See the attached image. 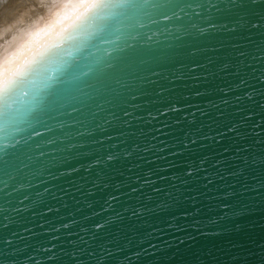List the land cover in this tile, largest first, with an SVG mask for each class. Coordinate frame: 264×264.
<instances>
[{"label":"water","instance_id":"1","mask_svg":"<svg viewBox=\"0 0 264 264\" xmlns=\"http://www.w3.org/2000/svg\"><path fill=\"white\" fill-rule=\"evenodd\" d=\"M122 2L18 81L0 264H264V0Z\"/></svg>","mask_w":264,"mask_h":264},{"label":"bare ground","instance_id":"2","mask_svg":"<svg viewBox=\"0 0 264 264\" xmlns=\"http://www.w3.org/2000/svg\"><path fill=\"white\" fill-rule=\"evenodd\" d=\"M80 2L82 0H0V75L6 57L24 53V60L34 63L38 54L55 41H64L71 28L62 34H51L55 31L51 29L52 21L70 15L72 7Z\"/></svg>","mask_w":264,"mask_h":264},{"label":"snow or ice","instance_id":"3","mask_svg":"<svg viewBox=\"0 0 264 264\" xmlns=\"http://www.w3.org/2000/svg\"><path fill=\"white\" fill-rule=\"evenodd\" d=\"M131 7H133V4L124 3L122 0H82V2L72 7V12L70 15H66L61 19L52 21L51 29H54L55 31L51 34H55V32L62 34L67 32L69 28H80L81 25L87 24L91 19L104 14L106 9H130ZM101 30L104 31L105 29ZM116 30L118 31L119 29ZM117 39H119V36H117ZM24 55V53H18L12 57H6L3 72L2 75H0V96L3 97L4 105V112L2 114L4 118L0 119V133L5 135H7L10 129L19 131L20 123L28 124L30 126L29 117L33 116L37 108H42L50 101V99L55 98V88H53V91L48 93V95L45 97L33 96V103L24 110L19 108L14 109L15 100L17 98L14 95V92L17 90L18 81L22 79L27 67L33 63V60H24ZM78 63L79 61H75L74 63H64L60 69V84L71 83L79 79V76L73 72L75 65ZM80 75H87V73H81ZM54 79L56 78L54 77ZM19 90L24 91V88L21 86ZM36 135H40V133L36 132ZM18 142L19 141H17V143ZM109 159H111V157H109Z\"/></svg>","mask_w":264,"mask_h":264}]
</instances>
